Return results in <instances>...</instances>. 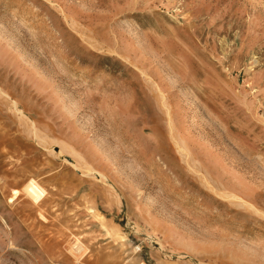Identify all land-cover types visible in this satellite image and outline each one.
<instances>
[{"label":"rangeland","instance_id":"obj_1","mask_svg":"<svg viewBox=\"0 0 264 264\" xmlns=\"http://www.w3.org/2000/svg\"><path fill=\"white\" fill-rule=\"evenodd\" d=\"M0 264H264V0H0Z\"/></svg>","mask_w":264,"mask_h":264}]
</instances>
